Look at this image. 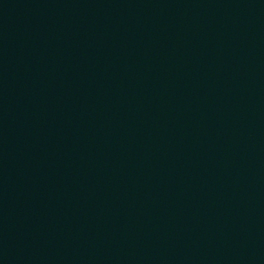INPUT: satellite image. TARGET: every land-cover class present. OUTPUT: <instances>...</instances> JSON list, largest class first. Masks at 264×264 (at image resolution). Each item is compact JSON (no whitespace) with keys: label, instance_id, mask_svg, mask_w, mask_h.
I'll use <instances>...</instances> for the list:
<instances>
[{"label":"water","instance_id":"1","mask_svg":"<svg viewBox=\"0 0 264 264\" xmlns=\"http://www.w3.org/2000/svg\"><path fill=\"white\" fill-rule=\"evenodd\" d=\"M0 264H264V0H0Z\"/></svg>","mask_w":264,"mask_h":264}]
</instances>
